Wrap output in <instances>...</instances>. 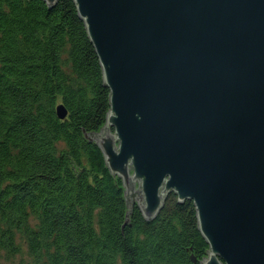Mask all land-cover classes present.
<instances>
[{
    "label": "water",
    "instance_id": "1",
    "mask_svg": "<svg viewBox=\"0 0 264 264\" xmlns=\"http://www.w3.org/2000/svg\"><path fill=\"white\" fill-rule=\"evenodd\" d=\"M73 1L110 91L85 136L128 203L192 200L200 264H264V0Z\"/></svg>",
    "mask_w": 264,
    "mask_h": 264
},
{
    "label": "trees",
    "instance_id": "2",
    "mask_svg": "<svg viewBox=\"0 0 264 264\" xmlns=\"http://www.w3.org/2000/svg\"><path fill=\"white\" fill-rule=\"evenodd\" d=\"M109 95L73 0H0V256L23 247L28 264H200L206 256L192 200L170 192L145 218L85 136L105 124Z\"/></svg>",
    "mask_w": 264,
    "mask_h": 264
},
{
    "label": "rangeland",
    "instance_id": "3",
    "mask_svg": "<svg viewBox=\"0 0 264 264\" xmlns=\"http://www.w3.org/2000/svg\"><path fill=\"white\" fill-rule=\"evenodd\" d=\"M138 188V184H136V189ZM30 258L26 252V248L23 247V251L19 254H16L13 257L6 258L4 252L1 253L0 263L1 264H28Z\"/></svg>",
    "mask_w": 264,
    "mask_h": 264
}]
</instances>
